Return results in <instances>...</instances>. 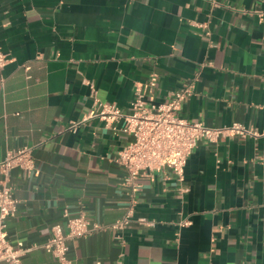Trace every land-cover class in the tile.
<instances>
[{
  "label": "crops",
  "instance_id": "0c3cea01",
  "mask_svg": "<svg viewBox=\"0 0 264 264\" xmlns=\"http://www.w3.org/2000/svg\"><path fill=\"white\" fill-rule=\"evenodd\" d=\"M262 12L264 0H0V162L34 147L40 169L11 173L10 241L67 233L65 214L109 227L125 216L117 159L133 138L122 121L85 119L96 101L130 113L154 74L156 103L195 85L183 119L264 134ZM141 185L135 222L69 241L74 264H264V135L203 139L182 182L165 169ZM23 264L58 262L37 250Z\"/></svg>",
  "mask_w": 264,
  "mask_h": 264
},
{
  "label": "built area",
  "instance_id": "2783aa9c",
  "mask_svg": "<svg viewBox=\"0 0 264 264\" xmlns=\"http://www.w3.org/2000/svg\"><path fill=\"white\" fill-rule=\"evenodd\" d=\"M260 17L264 24V12L260 13ZM9 61L8 55L0 46V69L6 67ZM158 82L159 79L154 74L148 82L135 86L130 113L124 114L113 104L96 101V108L85 119H99L107 128H114L116 123L122 121V132L133 138L120 151L117 159L125 171L122 185L128 190L130 206L125 216L110 227L91 222L84 213L75 217L65 214L67 233H64L61 225H55L44 243L30 246L23 242L13 244L9 239L8 220L16 216L19 201L14 197L11 173L14 169H21L29 176L38 177L40 169L34 157V147L7 153L0 162V264H23L24 258L37 250L52 255L58 264H74L69 256V241L108 229H125L135 222L142 177L168 169L182 182L188 160L201 140L217 144L230 136L245 139L264 135L240 123H234L230 127H208L183 119L180 113L187 100L195 94V85L186 84L172 92L167 101L156 103L150 94L157 88ZM137 222L141 225L149 224L144 219H138Z\"/></svg>",
  "mask_w": 264,
  "mask_h": 264
}]
</instances>
